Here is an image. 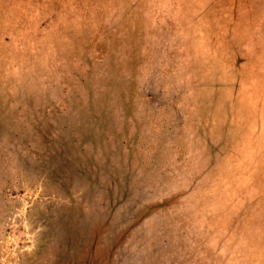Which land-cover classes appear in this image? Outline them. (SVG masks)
I'll list each match as a JSON object with an SVG mask.
<instances>
[{"label": "rangeland", "instance_id": "obj_1", "mask_svg": "<svg viewBox=\"0 0 264 264\" xmlns=\"http://www.w3.org/2000/svg\"><path fill=\"white\" fill-rule=\"evenodd\" d=\"M0 264H264V0H0Z\"/></svg>", "mask_w": 264, "mask_h": 264}]
</instances>
